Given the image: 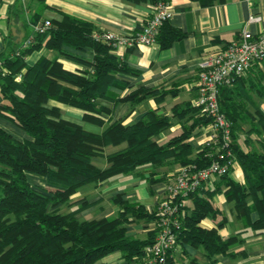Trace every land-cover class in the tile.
<instances>
[{
    "label": "trees",
    "instance_id": "1",
    "mask_svg": "<svg viewBox=\"0 0 264 264\" xmlns=\"http://www.w3.org/2000/svg\"><path fill=\"white\" fill-rule=\"evenodd\" d=\"M195 1L209 6L220 0ZM96 32L92 23L64 14L46 32H34L32 43L26 48L18 47L12 58H0L8 68L6 74H0L4 99L1 113L30 136L20 140L0 127V264H105L103 258L117 251L128 260L145 258V247L154 241L156 231L140 238L129 235L128 226L158 220L159 207L149 210L117 194L113 202L118 212L112 217H78L92 205L87 201L70 212L61 208L73 204L71 197L81 187L99 185L142 166L157 168L172 162L180 167L192 164L204 168L211 161L205 145L196 149L190 141L210 119L190 102L174 105L171 115L151 109L137 122L112 121L119 103L128 102L133 108L150 98L162 103L175 91L139 86L121 96L115 89L129 86L121 76H138L139 71L128 66L111 42L97 38ZM183 36L184 32L167 21L160 28L157 41L166 48ZM43 47L81 63L83 68L70 71L58 57L49 59L44 55L28 63L26 57ZM67 47L82 53L91 51L93 57L73 53ZM19 74L21 80L16 79ZM261 79L250 81L247 86L244 74L219 92L221 110L232 122V151L245 181L232 180L230 173L220 178L225 180L226 198L234 203L238 216L258 213L252 223L257 229H264V111L256 109L247 130L246 143L249 145L255 135L259 149L251 146L245 150L239 144L238 133L244 131L241 121L247 110L243 103L251 100L250 89L264 95ZM52 100L82 109L85 120L100 124L103 131L95 133L64 119L61 108L50 104ZM174 119L183 121L181 133L160 143L156 137L170 128ZM123 144L126 145L120 149L106 152L108 146ZM96 158H105L108 166L99 167L94 162ZM28 173L45 177L49 186L34 187ZM149 181L159 179L152 177ZM202 186L188 196L193 206L190 211L185 206L186 215L177 228L178 241L202 247L208 254L225 253L236 236L223 239L216 229L200 226L204 218L218 213L210 198L201 195ZM170 254L168 264H172Z\"/></svg>",
    "mask_w": 264,
    "mask_h": 264
},
{
    "label": "crops",
    "instance_id": "2",
    "mask_svg": "<svg viewBox=\"0 0 264 264\" xmlns=\"http://www.w3.org/2000/svg\"><path fill=\"white\" fill-rule=\"evenodd\" d=\"M169 5L173 15L169 20L172 27L184 32V36L175 40L169 47L163 48L158 42L155 45H140L128 49H121L122 58L132 69L138 70L139 75L121 77L129 82V86L115 89L121 96L130 91L145 86L148 88H164L175 91L164 102L159 103L150 98L133 108L130 103H119L114 109L112 121L123 120L124 124L137 122L151 109L158 113L171 115L172 107L176 104L190 102L198 94L199 63L208 55L223 48L233 40L245 26L258 33L264 25V0H220L212 5L204 6L195 0H171ZM154 3L152 0L133 2L130 0H1L0 1V58H12L14 52L35 31L37 23L44 20H61L64 14L77 17L92 23L98 32H114L124 35L139 30L152 16ZM256 14L262 17L261 22H250V16ZM67 50L92 58L91 51L80 52L67 47ZM41 55L49 59L58 57L65 69L78 72L83 68L81 63L63 56L56 51L43 47L26 57L28 63H34ZM264 62L255 63L245 74L247 86L250 81H258L264 85ZM246 86V87H247ZM250 88V87H247ZM251 100H245V119L241 121L244 131L238 133L239 144L249 150L259 149V142L253 135L250 144L246 143L247 130L250 129L253 115L259 107L264 111V95L255 89H250ZM112 106L109 102H104ZM4 99L0 91V127L20 140L30 136L16 125L9 117L1 113ZM51 105L61 108L62 117L82 125L85 129L101 133L104 129L100 124L85 120L84 111L57 101H50ZM167 130L161 132L156 139L160 143L168 141L181 133L183 121L174 119ZM203 127L199 135L190 140L197 149L204 139ZM108 146L110 153L124 147ZM96 159H100L96 162ZM95 164L105 168L108 163L105 158H96ZM103 159V160H102ZM180 166L172 162L157 168L146 165L128 174H118L99 185L88 184L81 187L72 197V205H68L70 212L83 201L92 205L80 213L78 217L92 220L115 216L118 207L113 198L121 194L122 198L145 205L149 210L158 209L165 196L166 185L178 172ZM30 183L36 188L48 185L46 178L34 173H28ZM159 179L150 182L149 178ZM229 177L240 183L245 178L241 166L236 162ZM218 188V190H217ZM225 180L220 177L211 182H205L200 190L202 196H208L214 208L218 210L215 216L204 218L200 226L204 229H216L223 239L236 236L225 253L208 254L202 247H197L187 241H178L171 251L172 264H264V229H257L252 223L258 213L249 216H238L234 203L227 200L225 195ZM215 190V191H214ZM190 211L193 206L192 198L186 199ZM64 212V211H63ZM155 222H134L128 226V234L145 238L149 231L155 229ZM155 231V230H154ZM105 264H144L145 258L128 260L121 251L111 253L103 258Z\"/></svg>",
    "mask_w": 264,
    "mask_h": 264
},
{
    "label": "built area",
    "instance_id": "3",
    "mask_svg": "<svg viewBox=\"0 0 264 264\" xmlns=\"http://www.w3.org/2000/svg\"><path fill=\"white\" fill-rule=\"evenodd\" d=\"M172 15L169 2L159 1L154 3L152 16L139 30L124 35L96 32V37L111 42L115 52L122 56L121 49L157 44L160 28ZM261 20V16L252 14L246 25ZM51 26V20L41 21L36 24L34 32H46ZM33 39L34 34L22 43L21 49L29 46ZM263 62L264 25L258 33L251 32L245 26L235 40L206 56L199 63L198 94L194 106L210 119L203 127L205 136L202 145L207 147L211 161L204 168L192 164L184 165L167 183L165 196L159 204L160 217L154 221L156 237L145 247L144 264H168L169 254L178 244L177 228L186 215L185 201L188 196L205 182L229 174L237 162L232 151V122L221 110L219 92L221 87L232 85L238 77L246 74L253 64ZM7 72L8 68L0 60V74ZM21 77L19 74L16 79L21 80Z\"/></svg>",
    "mask_w": 264,
    "mask_h": 264
},
{
    "label": "rangeland",
    "instance_id": "4",
    "mask_svg": "<svg viewBox=\"0 0 264 264\" xmlns=\"http://www.w3.org/2000/svg\"><path fill=\"white\" fill-rule=\"evenodd\" d=\"M98 160H100V159H96V162H97ZM102 160H103V159H102ZM231 170H232V169H231ZM61 210L65 212V211H67V207H66V206H63V207L61 208Z\"/></svg>",
    "mask_w": 264,
    "mask_h": 264
}]
</instances>
